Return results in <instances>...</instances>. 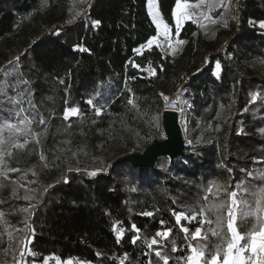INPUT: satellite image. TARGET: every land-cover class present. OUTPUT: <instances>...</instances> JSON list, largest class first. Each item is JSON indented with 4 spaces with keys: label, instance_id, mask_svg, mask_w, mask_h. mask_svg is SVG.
<instances>
[{
    "label": "trees",
    "instance_id": "16d2710c",
    "mask_svg": "<svg viewBox=\"0 0 264 264\" xmlns=\"http://www.w3.org/2000/svg\"><path fill=\"white\" fill-rule=\"evenodd\" d=\"M176 3L156 0L170 28ZM234 11L212 36L185 22L172 55L147 43L157 33L147 0H89L74 17L70 0H0V264L21 253L34 263L187 264L197 245L207 259L220 240L201 220L215 214L198 213L224 202L226 216L232 191L248 242L264 215L253 195L264 188V0ZM174 94L186 104L183 155L108 174L151 144ZM179 213L196 218L177 222ZM197 228L206 240L192 239Z\"/></svg>",
    "mask_w": 264,
    "mask_h": 264
},
{
    "label": "snow or ice",
    "instance_id": "6c2138e0",
    "mask_svg": "<svg viewBox=\"0 0 264 264\" xmlns=\"http://www.w3.org/2000/svg\"><path fill=\"white\" fill-rule=\"evenodd\" d=\"M149 6H150V14L151 7H152V0H149ZM188 7L187 4H181L180 0H177L176 3V9L179 10L181 8L186 9ZM153 15V21L157 23V26H160V17L156 14ZM173 15L176 17V24L177 27L180 25L182 19L188 18L186 15L184 16H177L174 12ZM99 21L94 22L95 24H98ZM252 23V22H250ZM258 26L261 29H264V21L258 22ZM167 28V26H165ZM149 45L153 43L152 40H149L147 42ZM179 43H184V41H179ZM81 51H89L88 49H80ZM216 68H220V64H216ZM153 74L155 70L153 69ZM179 98V97H178ZM256 97L253 96V99ZM165 101H167V97H164ZM89 104L92 103L91 100L88 101ZM129 103L131 104L132 101L129 100ZM175 103V102H173ZM78 109L72 108L69 110L71 114H78ZM96 114H100V110L96 109ZM17 116H19V113H17ZM68 118V114L66 113L65 119ZM24 121L22 120L21 123ZM7 128L9 130L15 129L16 131H19V129H16V126L12 123L7 124ZM0 136H2V131H0ZM27 142V141H26ZM4 143L2 139H0V144ZM14 147H23V145L15 144L12 145ZM11 154L10 152L8 153ZM43 158V157H42ZM91 175H95V173H91ZM251 175V173H249ZM264 178V177H262ZM236 188L239 190L241 188V185H237ZM247 190V189H245ZM253 195H257L259 198L256 200L257 205V212L264 213V207L261 206L262 201H264V188H260L259 192H253ZM230 196L232 198V205L238 204L237 200V192L232 191L230 193ZM225 203H214L211 204L208 207H201L200 212L198 213L200 216H204L206 212L213 211L215 214V220H212L210 218H205L201 220V223H207L208 225L215 224V227H209L208 231L211 232L212 236L218 237L220 242L216 243L214 245V252L209 254V257L205 259V247L206 245H197L196 247L190 246V252L191 255L187 257V264H264V215L257 216L258 221V231L255 229L252 232L248 234V242H246L244 245H240V241L244 239V236L241 235L237 228L234 227V223L236 220V216L234 213V209L232 207H228L227 209V215L223 213V209L225 208ZM191 211V210H190ZM145 215H151V213H144ZM241 215H245V213L241 212ZM185 219H195V216L188 217L184 213L176 214L177 222L180 221L181 218ZM227 229V232H224V229ZM134 227V226H133ZM170 231V230H169ZM169 231L164 232H157L156 236H162L164 238H167L169 235ZM182 231H184L186 234L188 233L187 228H183ZM228 234H230V239ZM201 239H207V233H205L203 236H201V229L197 228L192 235V239L195 240L197 238ZM135 243V240L133 241ZM145 243L148 244V247L151 248L152 245L156 244L157 241L155 238L152 239L151 243H148L145 241ZM226 245V246H225ZM175 251V249H173ZM245 253H249V255L245 256ZM223 254V259L220 260V256ZM23 255V253H21ZM157 256H160L161 253L159 251L156 252ZM126 258V257H125ZM165 261V264H167V258L162 257ZM48 259H56L57 264H73L72 259H68L67 261H60L56 257H50ZM44 264H48V260L46 259ZM121 264H123V260H121Z\"/></svg>",
    "mask_w": 264,
    "mask_h": 264
},
{
    "label": "rangeland",
    "instance_id": "374dc122",
    "mask_svg": "<svg viewBox=\"0 0 264 264\" xmlns=\"http://www.w3.org/2000/svg\"><path fill=\"white\" fill-rule=\"evenodd\" d=\"M89 0H70L71 4V17L77 16L81 12L85 11ZM239 0H196V1H180L181 4H187L188 7L186 9L181 8L179 10L176 9V5L172 11V20L173 27L170 28L167 26L164 21L161 19L156 0H152L151 12L152 14H156L160 17V26H157V23L153 21V15L150 14V6L149 0H147V10L149 17L151 18L155 28H156V36L152 39L153 43L151 45H159L166 52L176 55L182 48V43H179L178 33L182 27V25L187 21L195 22L201 31L206 36H212L214 31L219 27H222L226 24V22L235 16V7L236 3ZM176 13L177 16L186 15L188 18L182 19L180 25L177 27L176 17L173 13ZM167 26V28L165 27ZM175 102V103H173ZM163 109H170L178 113L180 124L181 119L185 115L186 104L181 99L177 98L175 94L170 98L169 102L164 105ZM70 109L65 111L68 114V117L76 116V114H71L69 112ZM164 133L159 125L157 131L154 134V139L157 141H161L164 139ZM143 149H137L136 152H142ZM50 258V257H48ZM48 264H55L57 260L48 259ZM45 259V260H46ZM45 260L41 263L31 264H44Z\"/></svg>",
    "mask_w": 264,
    "mask_h": 264
},
{
    "label": "water",
    "instance_id": "95a60500",
    "mask_svg": "<svg viewBox=\"0 0 264 264\" xmlns=\"http://www.w3.org/2000/svg\"><path fill=\"white\" fill-rule=\"evenodd\" d=\"M160 124L164 133L161 141L153 140L142 152L133 151L116 158L110 165L108 174L119 163H129L134 167L152 168L159 157L174 160L183 155L184 141L179 115L170 109H163Z\"/></svg>",
    "mask_w": 264,
    "mask_h": 264
},
{
    "label": "built area",
    "instance_id": "2783aa9c",
    "mask_svg": "<svg viewBox=\"0 0 264 264\" xmlns=\"http://www.w3.org/2000/svg\"><path fill=\"white\" fill-rule=\"evenodd\" d=\"M232 208H236V205H232ZM10 264H31L27 257L18 255Z\"/></svg>",
    "mask_w": 264,
    "mask_h": 264
},
{
    "label": "crops",
    "instance_id": "0c3cea01",
    "mask_svg": "<svg viewBox=\"0 0 264 264\" xmlns=\"http://www.w3.org/2000/svg\"><path fill=\"white\" fill-rule=\"evenodd\" d=\"M234 227H235V225H234ZM244 255L247 256V255H249V253H245ZM66 261H67V260H66ZM72 261H73V260H72ZM55 264H57V262H55ZM73 264H87V263L74 262V261H73Z\"/></svg>",
    "mask_w": 264,
    "mask_h": 264
}]
</instances>
